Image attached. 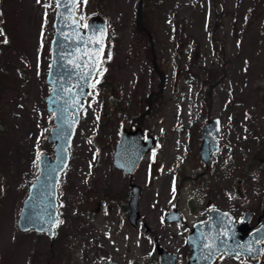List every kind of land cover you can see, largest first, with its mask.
<instances>
[{
    "label": "rangeland",
    "instance_id": "374dc122",
    "mask_svg": "<svg viewBox=\"0 0 264 264\" xmlns=\"http://www.w3.org/2000/svg\"><path fill=\"white\" fill-rule=\"evenodd\" d=\"M139 2L76 6L83 27L89 15H104L109 35L60 179L51 238L21 231L18 220L40 155H54L45 98L56 2L0 0V264H160L158 246L186 264L189 233L210 208L239 222L251 211L258 223L264 0H143L149 34L136 26ZM212 118L221 120L220 147L207 167L202 129ZM131 126L157 140L133 175L114 166L122 129ZM133 184L141 188L136 226L128 218ZM173 209L182 221L168 220ZM213 264H264V254L223 253Z\"/></svg>",
    "mask_w": 264,
    "mask_h": 264
},
{
    "label": "water",
    "instance_id": "95a60500",
    "mask_svg": "<svg viewBox=\"0 0 264 264\" xmlns=\"http://www.w3.org/2000/svg\"><path fill=\"white\" fill-rule=\"evenodd\" d=\"M54 36L47 84L52 86L45 101L53 116L48 141L54 145V155L44 152L38 160V175L30 185L24 201L19 227L22 231L35 230L55 236L58 223V186L62 173L70 162V146L80 122L81 111L93 89L92 85L101 68L109 35L108 19L93 13L83 27L77 4L80 0H54ZM99 41V43H98ZM221 131L220 118H212L203 125V145L200 155L209 167L218 152ZM157 146L153 135L145 136L140 127L123 128L114 154V166L126 174H135L144 157ZM141 188L133 184L128 204V218L133 226L140 215ZM253 213L246 211L243 221L234 215L213 207L208 216L196 222L189 233L192 249L186 264H213L224 252L230 256H249L258 260L264 254V223L253 229ZM264 217V197L262 215ZM168 220L182 221V213L172 210ZM207 245V246H206ZM160 264H177L178 255L158 246ZM98 264H119L102 261Z\"/></svg>",
    "mask_w": 264,
    "mask_h": 264
},
{
    "label": "trees",
    "instance_id": "16d2710c",
    "mask_svg": "<svg viewBox=\"0 0 264 264\" xmlns=\"http://www.w3.org/2000/svg\"><path fill=\"white\" fill-rule=\"evenodd\" d=\"M143 0H140L139 2V6L137 9V13H136V26L137 29L141 32L144 33H148V28H147V18H146V14L144 13V6H143ZM151 37V35H149ZM151 43H153V39L151 38L150 40ZM164 74V72H163ZM140 125V123H138Z\"/></svg>",
    "mask_w": 264,
    "mask_h": 264
},
{
    "label": "flooded vegetation",
    "instance_id": "af4514ba",
    "mask_svg": "<svg viewBox=\"0 0 264 264\" xmlns=\"http://www.w3.org/2000/svg\"><path fill=\"white\" fill-rule=\"evenodd\" d=\"M253 217H254V215H253ZM253 217H252V219H253ZM261 221H262V219H260V217H259L258 223L256 225H252L251 224L252 221L250 222V225L252 226L253 229H255V228L259 227L262 224Z\"/></svg>",
    "mask_w": 264,
    "mask_h": 264
},
{
    "label": "snow or ice",
    "instance_id": "6c2138e0",
    "mask_svg": "<svg viewBox=\"0 0 264 264\" xmlns=\"http://www.w3.org/2000/svg\"><path fill=\"white\" fill-rule=\"evenodd\" d=\"M37 2H39V0H37ZM85 2H87V0H85ZM3 33H2V30H0V35H2ZM98 43H99V41H98ZM101 75H102V73H101ZM98 82V81H97ZM92 87H95V84H93L92 85ZM207 246V245H206Z\"/></svg>",
    "mask_w": 264,
    "mask_h": 264
}]
</instances>
